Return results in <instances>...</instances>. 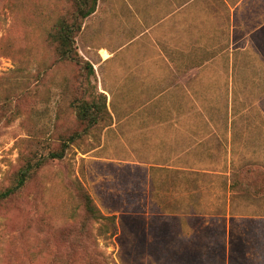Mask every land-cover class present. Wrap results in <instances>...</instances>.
I'll use <instances>...</instances> for the list:
<instances>
[{"label": "rangeland", "instance_id": "374dc122", "mask_svg": "<svg viewBox=\"0 0 264 264\" xmlns=\"http://www.w3.org/2000/svg\"><path fill=\"white\" fill-rule=\"evenodd\" d=\"M138 1L142 6L146 0ZM130 4L99 0L77 37L85 59L96 63L115 48L123 27L119 16ZM71 7L69 0H0V189L10 185L33 147L47 153L43 145H57L60 134L81 128L69 108L78 69L60 62L47 42L55 19ZM248 46L238 51L243 57L233 85L216 81L203 92L200 100L212 120L204 130L212 136L198 138L204 146L124 141L107 130L110 125L93 128L0 207V264H45L38 245L58 244L53 232L81 218L72 181L88 189L104 214L116 215L117 235L99 239L112 264H262L264 190L229 189L231 173L245 166L264 169V55ZM219 68L212 67L214 73ZM230 68L219 71L228 77ZM92 83L100 91L97 76ZM203 85L198 82L199 91ZM195 168L211 172L195 176ZM230 225L235 238L228 255Z\"/></svg>", "mask_w": 264, "mask_h": 264}, {"label": "crops", "instance_id": "0c3cea01", "mask_svg": "<svg viewBox=\"0 0 264 264\" xmlns=\"http://www.w3.org/2000/svg\"><path fill=\"white\" fill-rule=\"evenodd\" d=\"M126 1L130 10L119 16L123 27L114 37L115 48L92 62L113 118L107 130L124 141L204 146L198 138L212 136L208 129L202 137L212 120L200 99L212 90V82L233 85L234 67L243 57L238 51L245 44L264 55V0H146L142 6ZM225 64L231 67L228 77L219 71ZM198 82L205 83L200 91ZM193 170L195 176L211 172ZM230 228L225 229L228 255Z\"/></svg>", "mask_w": 264, "mask_h": 264}, {"label": "trees", "instance_id": "16d2710c", "mask_svg": "<svg viewBox=\"0 0 264 264\" xmlns=\"http://www.w3.org/2000/svg\"><path fill=\"white\" fill-rule=\"evenodd\" d=\"M69 1L72 7L55 19L47 32V42L60 62L71 63L78 69L76 76L78 89L69 108L73 111L75 120L81 128L72 130L69 134H60L57 145H43L48 148L47 153H37V146L36 149L33 147L23 155V163L10 185L0 189V207L22 195L30 179L48 163L64 159L71 144L89 135L97 126L111 125L112 115L108 109L107 95L99 91L92 83V78L96 77L95 67L90 60L80 54L77 46V37L82 32L86 19L97 11L99 0ZM11 114L13 117L16 112L12 111ZM33 139L44 141L40 137H33ZM70 187L74 197L79 200L81 218L76 224L63 225L57 229V233L54 231L51 239L59 240V243L54 245L44 242L38 245L39 254L45 264H112L110 256L101 247L99 239L117 235L116 215L104 214L88 189L81 183L72 181ZM253 188L256 192H263V168L245 166L233 173L230 190L249 193ZM234 234L232 230V240L235 238ZM241 251L245 257L243 246Z\"/></svg>", "mask_w": 264, "mask_h": 264}]
</instances>
